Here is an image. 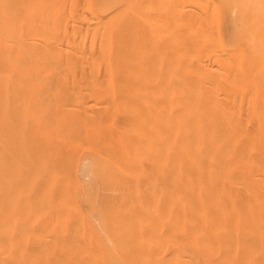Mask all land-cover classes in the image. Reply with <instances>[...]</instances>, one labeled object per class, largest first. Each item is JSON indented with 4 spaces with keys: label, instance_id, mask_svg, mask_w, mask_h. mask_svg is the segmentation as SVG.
<instances>
[{
    "label": "bare ground",
    "instance_id": "bare-ground-1",
    "mask_svg": "<svg viewBox=\"0 0 264 264\" xmlns=\"http://www.w3.org/2000/svg\"><path fill=\"white\" fill-rule=\"evenodd\" d=\"M152 19L132 0H0V264H264V40L215 56L182 32L155 50L175 33ZM146 91L156 121L123 111ZM152 153L146 237L115 200ZM80 157L106 195L88 216L55 194Z\"/></svg>",
    "mask_w": 264,
    "mask_h": 264
},
{
    "label": "rangeland",
    "instance_id": "rangeland-1",
    "mask_svg": "<svg viewBox=\"0 0 264 264\" xmlns=\"http://www.w3.org/2000/svg\"><path fill=\"white\" fill-rule=\"evenodd\" d=\"M181 1H183L184 3ZM136 2H137V0L136 1L132 0L133 6L135 8L139 7L140 12L143 13V16H144L146 21H150V18L151 19L153 18L151 20L150 24L152 22H154V24L156 23V25L158 24L159 26H161L162 29L167 28L166 29L167 31H168V29L172 28V31H168V32L169 33H173V32L175 33V34H173V37H172L175 40L170 38L169 35H168V38H167V36H166V38H164L165 35L160 34L159 38H157L156 42H155L156 43V45L154 46L155 50H159V49H157L158 46H159V48H161L160 44L161 45L163 44L162 46L164 48H167L168 47L167 44H171V43H174V41H177L176 36L177 37L180 36L179 38L186 36L187 38H185V41H184L185 44L188 43L186 41V39L189 41V44H190V42H192L191 44H194L196 46L198 43L197 47L203 48L202 49L203 51L209 50L208 52L207 51L206 52L209 54L211 53L210 55H215V56H217V52L219 49L222 50L221 47H223L222 52L221 51L218 52V54L220 56H221V54H223V53L225 54L226 52H228L229 47L231 49V50H229L230 56H233V53L235 54V52H237L239 50V48L241 50H243L242 52H244V53L246 52V55L244 54V56H247L248 53L252 54L253 56L260 55L262 53V50L264 49V47H263L264 45L261 46L262 43L264 42V41L262 42V40H264V10H263L264 9V0H262V1L261 0H161V1L160 0H149L148 1L149 3H147L146 0H139L138 1L139 4ZM134 3L138 4V5H135ZM160 3H162V4H160ZM141 4H147V6H148V4H150V6L148 7V8H150V10L146 8L147 7L146 5H141ZM179 4L182 6V8ZM157 5L158 6L161 5L160 7H162V8H159ZM177 5H179L180 7ZM195 5H198V6H195ZM183 7H184L185 11L187 12V13H185L186 16L184 15ZM260 7H262V8H260ZM175 8H176V10L180 9L181 12L179 11L180 13L177 14V12H176V14H174L175 10H173V9H175ZM156 10H160V11L156 12ZM195 11H197V12H195ZM148 12H150V14ZM190 12H192V13H190ZM147 13L150 17L147 16ZM173 14H174V16H173ZM243 14H244V17H242ZM151 15H152V17H151ZM261 16H262V20H259V19H261V18H259ZM248 17L251 18L250 21L248 20L249 19ZM253 18L256 20H254ZM178 22H179V24H178ZM180 22L184 23V24L181 25ZM144 23L147 24V22H144ZM195 23L197 25H195ZM163 24L164 25L166 24V25L163 26ZM257 24H259V25H257ZM147 25H148L147 27H149V24H147ZM169 25H171V26H169ZM178 25H179V27H178ZM251 25H252V27H251ZM253 26H254V28H253ZM156 28H158V27H156ZM192 29H194L196 31H194ZM166 30H164V31L167 32ZM189 30H191V31L189 32ZM165 32H164V34H165ZM182 32H184L183 36H182ZM187 32H189L191 34H189ZM251 33H252V35H251ZM189 37H190V39H188ZM205 37H206V40H205ZM252 37H253V39H252ZM147 40H148L149 44H150V42L152 44V39L150 37H147ZM168 40H170V42ZM200 41L204 44V46ZM203 41H205V42L207 41V42L204 43ZM253 41L256 43L257 46L254 44ZM236 43H237V45H236ZM222 44H223V46H222ZM238 44L241 46L238 47ZM234 45H236V47H237V48L235 47L236 49L232 48V47H234ZM248 45H251L250 47L254 46L258 50L260 47L261 48L263 47V48H262L261 52H260V50L258 51L254 47L251 51V49L249 48ZM206 47H209V49ZM241 47L242 48L248 47L250 50H248V48H246V51H245V49H242ZM225 48H228V49H225ZM233 49L235 52L233 51ZM215 50H217L216 53L214 52ZM255 51L258 53H256ZM242 52L240 53V51H239V53L241 55H242ZM207 53H205V54L209 55ZM225 55L227 56V54H225ZM222 56H224V55H222ZM15 94H17V92H15ZM143 95L146 96L144 99L137 100L136 103L132 102L133 106H134V104H135V106L138 104L137 108L135 107V109H132L131 108L132 104H130V102H129V103H127L128 105L123 104L125 106V109H123V111L126 113L127 112L126 109H128V111L131 112V114L135 115L137 118H140V119L144 118V116L142 117L143 114H145V115L150 114V117L156 121V119H157V113H156L157 107L156 106L157 105L155 102H153L154 100L156 101L155 94L151 91H146V92H143ZM124 106L121 105V108ZM139 108H141V109H139ZM15 110L19 111L18 105L14 106V111ZM133 110H134V112H133ZM139 110H140V112H141V110H144L143 111L144 113L143 112L140 113ZM146 110L148 113L145 112ZM146 117H148V119L152 120L151 118H149V115H146ZM146 122L148 123V121H146ZM82 152L84 154L86 152V148H83ZM147 154L146 155L141 154V156H140V159H141L140 167L136 168V171H137V169L139 171L142 169L141 172L143 173V171H144L145 176H144V173H143V175L141 173H137L138 175L135 174L132 178H127L126 180H123L122 181L123 184L126 181H128V182L125 183L126 186L122 184L121 189L119 188L120 192L122 191L121 193H119L117 191V193H119L121 195V197L118 194L119 199L117 197H116L117 199L114 198V199H116L115 201H117V200L123 201L124 204L126 202L125 205L127 206V210L129 208L130 203H132L135 207H137L136 209L138 210V212L136 214L134 213V216H133V213L131 215L126 214L125 218L123 219V223H127L126 221L128 219H130L131 217H134V219H133L134 223L140 227L141 231H143V232L145 231L144 235H146L147 232L148 233H152V232L154 233L155 232V226H156V225L150 224L151 221H149V219L150 218L153 219V217L155 216V209H156L155 208V201H154L152 196L155 195L156 188H157L156 187V185H157V180H156L157 168H156L155 161H154L155 160L154 154L152 153L153 156L150 155L151 153L149 154V156H151L150 161H149V157ZM143 155H144V157H143ZM152 158L154 159L153 165H151L152 164ZM82 160H83L82 157H80L79 159H76V160H69V161L65 160L64 162H61V164H58L60 167V175L62 177V180L59 182V185H57V187L55 189L56 190L55 194L57 197H58V195H62L64 197V200L66 201V204H69L72 207L75 206V208L80 210L84 215L88 216V215H91L92 213L93 214L95 213L96 207H100V204H102V202L105 200L106 195L102 192L103 189H102V187H100L101 184L96 182L93 185V187L88 186V182H89L90 178H92V176L89 175L88 177H86L88 172L84 168H82V166H80V164L82 163ZM73 161L74 162L78 161V163L76 162V164H74ZM146 163H148L147 165L149 167L145 166L146 168H144V165H146ZM73 164L75 166H73ZM141 165H142V168H141ZM146 169H148V170H146ZM83 171L86 174L83 175V173H82ZM88 178H89V180H88ZM61 183L63 184V187H62ZM43 188H44L43 182L40 183L36 187V190L34 191V197L32 198L33 203H35V204L39 203L38 199H39L40 195L42 194ZM60 188L63 190H61ZM100 194H102L103 196L101 195V197H100ZM98 200H100L99 201L100 203L98 202ZM95 205H96V207H95ZM139 214H141V215H139ZM138 215L139 216L145 215V216H147L146 218H148V219L146 220V218L145 219L143 218L144 216L139 217ZM93 218H95V216ZM154 222L155 221H152V223H154ZM95 224H97L96 220H95ZM146 237H147V235H146Z\"/></svg>",
    "mask_w": 264,
    "mask_h": 264
}]
</instances>
